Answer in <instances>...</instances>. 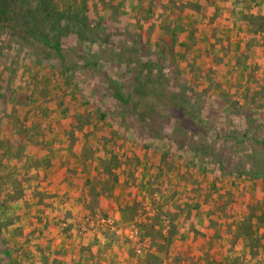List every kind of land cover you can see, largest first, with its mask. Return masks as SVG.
Masks as SVG:
<instances>
[{
	"label": "rangeland",
	"instance_id": "obj_1",
	"mask_svg": "<svg viewBox=\"0 0 264 264\" xmlns=\"http://www.w3.org/2000/svg\"><path fill=\"white\" fill-rule=\"evenodd\" d=\"M51 1L58 11L69 12L70 17L78 15L81 18V12L86 10L91 29L94 26L92 17L98 15L99 10L109 12L102 27L116 34L110 38V44L104 46L102 35H92L85 27L86 23L75 22L74 25H80L84 34L78 39L73 33L63 37V51L68 65L74 61L80 66L84 59H88L98 62V68L108 71L113 78L125 79L130 74L122 75L117 59L121 41L130 32L129 25L146 32L152 30L155 23L146 21L155 13L150 14L149 10L153 8L157 12V7L165 0L155 3L151 0ZM167 1L163 14V9L159 13L162 14L161 26L154 30V36L147 44L155 45L162 35L161 30L171 28L167 34L174 40L176 50L171 48L168 54L175 56L174 65L191 75L192 81L200 88L206 79H210L219 92L223 90L237 104L238 109L250 112L252 118L247 121L251 125L250 137L255 134L260 137L263 133L260 129L264 127V80L253 79V74L242 68L244 65H232L218 56L223 52L222 49L218 52V43L210 47L212 43L208 38L202 39L204 28L201 26L198 32H194L187 19L190 17L180 15V9H177L180 0ZM7 27L13 35L0 32V264H54L51 254L63 244L68 249L67 257H71L66 261L81 263L78 252H81L79 245L84 239L96 244V248L97 243L104 248L96 251L87 246L86 249L93 253L90 264H133L136 260L137 264L146 260L153 264H193L194 246L199 241L191 242L186 236L200 230L201 227L196 228L210 217H213L212 229L218 238L229 241L227 252L233 249L230 264H255L264 260V239L253 254L248 239L235 233L237 225L243 223L246 216L243 204L253 206L257 199L264 210V183L254 191L243 181L236 179L235 185H231V178H210L206 171L200 173L197 168L190 174V167L173 157H163V145L159 141L153 143V150L147 153L133 140H128L125 133L123 137L117 135L99 115L84 118L92 125L93 133L89 137H85L81 130L73 131L79 115L90 110L89 104L94 102L107 109L110 101H104L100 94L92 91L93 77L82 68L70 79L57 62L48 60L54 53L50 56L34 41L33 44L29 40L24 42V35L14 22H9ZM182 50L185 54L180 52ZM81 82L85 83L84 87L80 86ZM111 108L115 111L113 106ZM229 110L232 112L235 108ZM233 113H227L232 114L228 117L230 122L236 117L232 124L226 127L221 124L220 131L226 135L223 137H239L247 128ZM218 123L215 122L214 126ZM212 134H208L210 138ZM84 146L96 148L95 154L86 159L84 165L103 176L94 179L93 186H88L90 189L86 187L87 195L90 194L88 203H80L71 194H63L58 202L60 206L56 208L39 194L40 181H48L47 175H39V163L49 157L53 160L69 157L68 161L76 163L79 153L84 154ZM222 147L225 157L238 155L231 141H226V145L224 142ZM113 157L116 160H111ZM186 157L200 165L194 153L186 154ZM110 160L116 163L112 167V177L103 174L102 164ZM189 175L193 178L188 179ZM194 177L201 188H194V185L191 188ZM241 186L246 187L249 194L245 189V196L238 194ZM97 188L105 192L103 200L114 205L108 203L109 207L105 204L102 207V198L95 192ZM257 188L259 193H256ZM229 192L238 194L236 197L239 196L238 200L243 203L240 207L229 203ZM231 196L235 199V195ZM196 204H199L198 210L194 209ZM221 207L225 212L220 210ZM197 212L202 213L203 218L197 219L194 216ZM180 215H184L185 222L180 223ZM109 219L114 221L112 225L106 223ZM259 226L256 235L260 237L264 235V225ZM69 236L75 237L77 243ZM209 258L204 250L200 264H209ZM218 258L219 264L227 261L223 251Z\"/></svg>",
	"mask_w": 264,
	"mask_h": 264
},
{
	"label": "trees",
	"instance_id": "obj_2",
	"mask_svg": "<svg viewBox=\"0 0 264 264\" xmlns=\"http://www.w3.org/2000/svg\"><path fill=\"white\" fill-rule=\"evenodd\" d=\"M31 1L0 0V32L2 35H13L7 24L14 22L24 35L22 39L24 42L28 43L27 40H29V43L33 44L34 41L50 56L54 53L52 57H48V60L57 62V65L66 71L70 79L77 76V70L82 68V71L93 77L95 83L91 88L92 91L100 94L104 101H110L107 109L94 102L89 104L90 110L79 115L80 119L73 126V131L81 130L85 132V137H89L93 133L92 125H90V120L85 121L84 118L99 115L104 117L106 124L109 123L117 135L125 133L128 140H133L135 145L138 144L147 153L153 150L152 144L159 141L163 145V157H173L185 167H190V174H193V169L197 168L200 173L206 171L210 178L229 177L233 180L231 185H235L236 179L243 181L254 188V191L256 187L264 183V127L259 128L263 130L260 137L256 134L250 137L251 125L247 124V121L252 118L250 112L245 113L243 109H238L237 104H234L223 90L219 92L210 79H206L204 86L200 88L192 81L191 75L184 73L181 67L177 68L174 65L175 56L168 54L169 49H174V40L170 39L167 34L171 28L161 30L162 35L155 45L147 44L154 36L152 34L154 30L157 31L161 26L160 16L168 5L167 0L161 1L162 5L157 7V12L153 8L149 10L150 14L155 13L153 18L151 16L146 21L155 23L152 30L146 32L145 29L132 28L129 25L130 32L121 41L119 59H117L119 68L123 70L122 75L130 74V77L125 79L113 78L108 71L98 68V62H90L88 59L81 62V67L74 61L68 65L63 51V37L70 36L71 33L77 39L83 36L80 22L86 23L85 27L87 26L92 35L98 37L102 35L104 46L110 44V38L116 34L113 35L102 27L110 15L109 12L106 14V10H99L98 15L92 17L94 26L91 29L89 26L91 19L86 10L81 12V18L78 15L70 17L69 12L58 11L51 0H35V3ZM151 1L155 3L159 0ZM179 4L177 9L182 10V13L202 14L203 22L205 20L214 21L216 17L214 15L216 12L211 10L210 0H202L199 3L180 0ZM75 22L80 24L79 27L78 24L74 25ZM218 39V33L214 30L210 39L212 45H215ZM125 49L129 50L126 52ZM180 52L185 54L183 50ZM125 54L128 55L122 57ZM82 83L80 86L84 87L85 83ZM98 99H100L99 96ZM112 106L115 111H112ZM233 108H235L232 110L233 114L238 115L240 123L245 124L247 128L239 137H233V135L223 137L226 135H222L220 131L221 124L224 127L232 124L231 122L236 117H233L230 122L228 117L232 114L227 113H232L228 109ZM215 122H219L218 125L214 126ZM262 123H264V117ZM211 132H213L212 138L208 135ZM226 141H231L238 153L237 156L225 157V150L222 146L224 142L226 145ZM95 149L92 146H84L82 148L84 154H81L83 160L91 158L95 154ZM191 153L197 156L200 165H197L196 160L186 157V154ZM111 160H116V158L113 157ZM111 160L102 164L103 174L109 175L108 177L113 176L112 167L116 165ZM187 178L191 179L193 175ZM193 185L194 188L198 187L196 177L192 181L191 188ZM251 188L249 189L253 192ZM243 189L249 194L247 188L243 186L240 187L238 194L245 196ZM257 192L259 193V188L256 189ZM229 193L235 195L233 199V196L228 194L231 198L229 203L240 207L243 203L238 200L239 196L236 197L238 194ZM251 196L254 197L253 194ZM255 201L257 204L253 206L243 204L246 206V216L243 223L237 225L235 232L238 237L248 239L247 244L253 254L261 247V240L264 239V235L260 237L256 235L259 233V230L257 231L260 228L259 225H264V210L260 207V201L257 199ZM198 208L199 204H196L194 209L198 210ZM220 210L225 212V208L221 207ZM168 217H170L169 213ZM212 218L208 220L206 228L213 225Z\"/></svg>",
	"mask_w": 264,
	"mask_h": 264
},
{
	"label": "crops",
	"instance_id": "obj_3",
	"mask_svg": "<svg viewBox=\"0 0 264 264\" xmlns=\"http://www.w3.org/2000/svg\"><path fill=\"white\" fill-rule=\"evenodd\" d=\"M185 1L199 3L202 0ZM210 6L211 10L213 9L212 12H216V14H214L216 15L214 21L205 20L206 22H203V15L199 13H182V10H180V15L190 17L187 19L191 21L194 32H198L199 28L202 26L204 28L202 39L205 40L208 38L210 43H212L210 40L212 38V32L216 30L219 36L218 41H215L216 44L218 43L216 48H218V52L221 49L223 50V52H221V54L218 56L224 57L226 62H230L232 65L246 66H242V68H245L246 72H251L253 74V79L256 77L257 80H264V0H210ZM210 47H213V45H210ZM80 155L81 153H79L77 156L78 161L76 160V163L68 161L69 157L61 160H53L52 157H49V159L46 161L44 160L43 162L41 161V163H39V175H47L48 179V181H45V183L44 181H40L42 187L41 185H38L39 194H42L44 198H47L48 200L46 201H50L52 205L55 204L56 208L60 206H58V202L59 199L62 198L63 194H71L74 200L78 198L80 203H88L90 200V194L87 195L88 191H86V187L93 184L92 181L94 179H99L103 176L102 173L99 175L98 173L96 174L94 172L95 170L93 171V169L92 171L88 170L87 165H84L85 161ZM102 179L104 181V178ZM88 188L90 189V187ZM95 192H97L100 198H102V207L104 204L108 205V203L114 205L103 200V197H105V192L102 193L100 189L97 191L95 190ZM107 207H109V205ZM56 208L54 209L57 210ZM194 216L197 217V219H199V217L200 219L203 218L202 213L199 212H197ZM179 218H181L180 223L186 221L184 215H180ZM206 225H208V220L201 222L200 226L196 228L199 229L201 227L200 230L188 233L186 236V239L190 240L191 242L196 240L199 241V243H196L194 246V250L196 252H193L195 254V257L192 258V260L194 259L193 264H200V256L204 250L210 255L209 259L211 262L209 264H219L221 261L218 258V254H220L222 251L225 253V259H227L225 264H230V256L234 253L231 252L233 249L227 252L229 248V241L225 242L221 240L222 238H218V235H216V233L213 231L212 226L210 225L208 228H206ZM74 238L75 237L73 236H69V239L72 241ZM65 241H68V239L66 238ZM73 242L76 241L74 240ZM203 243L205 245H202ZM63 245L58 247L57 251L54 249L53 253H50L51 257L53 256L54 258V264L72 263L70 262L71 260L66 261L71 257H67V248L65 244ZM87 246L88 248L92 246V248L90 247L89 249H96V251L98 249H104L100 243H97L96 248V244L92 243L90 240L88 243V240L84 239L82 244L79 245L81 252H78V254L81 255V263L78 262L77 264L91 263V260L93 259L91 255H93V253H91V250L86 249ZM99 252L102 251H98V253ZM235 255H237V253H235ZM240 261L243 262L242 259H240ZM187 263L190 264L189 262ZM257 263L264 264V260H261ZM133 264H137V260ZM142 264L153 263H150L146 260L145 263Z\"/></svg>",
	"mask_w": 264,
	"mask_h": 264
},
{
	"label": "built area",
	"instance_id": "obj_4",
	"mask_svg": "<svg viewBox=\"0 0 264 264\" xmlns=\"http://www.w3.org/2000/svg\"><path fill=\"white\" fill-rule=\"evenodd\" d=\"M106 223L112 225L114 223V221L109 219V220L106 221Z\"/></svg>",
	"mask_w": 264,
	"mask_h": 264
}]
</instances>
